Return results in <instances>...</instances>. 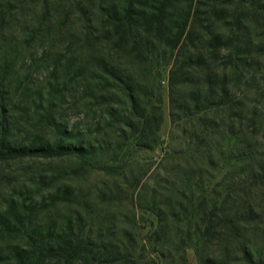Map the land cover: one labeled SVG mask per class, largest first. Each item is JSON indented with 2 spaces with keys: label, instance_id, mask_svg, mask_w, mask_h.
I'll list each match as a JSON object with an SVG mask.
<instances>
[{
  "label": "trees",
  "instance_id": "1",
  "mask_svg": "<svg viewBox=\"0 0 264 264\" xmlns=\"http://www.w3.org/2000/svg\"><path fill=\"white\" fill-rule=\"evenodd\" d=\"M44 1L14 35L0 0V164L73 165L0 198V264H264V0Z\"/></svg>",
  "mask_w": 264,
  "mask_h": 264
},
{
  "label": "rangeland",
  "instance_id": "2",
  "mask_svg": "<svg viewBox=\"0 0 264 264\" xmlns=\"http://www.w3.org/2000/svg\"><path fill=\"white\" fill-rule=\"evenodd\" d=\"M49 2L62 3L68 5L69 3L78 2L80 0H47ZM44 0H10V5L13 7L12 11L15 15V19L12 20L10 32L12 34H19L21 32V27L24 22L33 23L37 16L42 12L44 6ZM76 14V13H75ZM30 23V24H31ZM69 23V22H68ZM79 16L72 15L71 21L69 23L70 31L76 34L77 30L80 28ZM48 43L50 41L47 39ZM62 42V41H61ZM160 66H158L159 76L153 80V86L159 88L163 103V122L160 127L161 144L156 147L152 152H140L138 155L142 158H146V165L153 161V167L156 166L157 162L161 160L164 156L165 150L168 147H179L183 144L182 138V128L177 127L171 123L169 117V99H168V87H167V76L169 66L167 64L158 61ZM150 80V79H149ZM68 119L74 117L75 115H69ZM259 142L262 147L264 146V138ZM142 162V160H141ZM73 165L72 160L68 159H51V160H40V159H24L21 161L2 163L0 164V198L3 194L12 190V188H23L24 186L32 189L35 184L32 183L31 178L37 175L39 172L42 174H49L55 169L69 167ZM113 180L109 177L103 176L98 172H91L85 177L80 179L72 180L71 184L82 193L93 192L95 189H102L103 186L112 184ZM34 190V188H33ZM94 204V200L91 199ZM68 208H66V211ZM113 210V209H111ZM60 209L59 212H62ZM122 215L128 214V210L125 208L121 210ZM45 214V213H44ZM146 230V229H145ZM188 264H198L197 257L192 249L186 250ZM153 256V255H148Z\"/></svg>",
  "mask_w": 264,
  "mask_h": 264
}]
</instances>
